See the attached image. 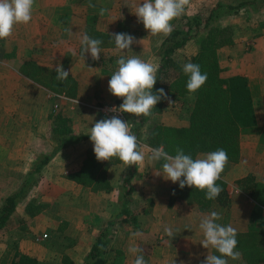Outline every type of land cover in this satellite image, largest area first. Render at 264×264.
I'll return each instance as SVG.
<instances>
[{
	"label": "crops",
	"instance_id": "0c3cea01",
	"mask_svg": "<svg viewBox=\"0 0 264 264\" xmlns=\"http://www.w3.org/2000/svg\"><path fill=\"white\" fill-rule=\"evenodd\" d=\"M90 3L95 7H89ZM140 3L142 0H36L32 20L16 25L11 37L0 40V206L24 184L41 158L49 156L0 230V264H12L17 248L37 256L39 264H80L104 222L113 218L103 264H134L136 255H143L146 264H202L207 255H219L201 244L204 237L199 222L212 211L222 214L218 223L231 224L238 233L240 259H229L228 264H264V258L251 259L247 253V248H264V202L237 183L253 173L257 194L264 192L263 62L247 54L240 69L222 70L226 77L247 76L257 118L256 124L239 127L238 155L228 157L221 176L230 203L215 199L203 208L179 192L170 204L172 187L179 183L163 177V161L149 163L146 159L131 179L130 213H122L131 166L118 158L100 162L95 157L87 134L96 121L106 118L98 106L121 99L108 91L121 54L109 34L133 35L138 43L126 55L139 56L157 68L160 63L158 51L165 36L151 35L138 22L134 12ZM101 8L108 9L103 16L99 15ZM85 33L103 41L99 60H93L90 53L82 55L80 41ZM58 65L69 71L67 80L56 79ZM55 93L93 105L61 99ZM170 98L173 103L159 102L151 117H136L137 132L147 146L146 157L149 149L160 146L174 155L163 142H152L155 125L189 123L183 108L186 97ZM56 102L59 110L54 111ZM58 114L69 120L64 143L54 133ZM211 151H199L194 158ZM165 227L173 229L174 238L165 235ZM133 245L143 249L142 253H130Z\"/></svg>",
	"mask_w": 264,
	"mask_h": 264
},
{
	"label": "clouds",
	"instance_id": "9594fccd",
	"mask_svg": "<svg viewBox=\"0 0 264 264\" xmlns=\"http://www.w3.org/2000/svg\"><path fill=\"white\" fill-rule=\"evenodd\" d=\"M36 0H0V40H6L13 35L16 25L28 24L32 20ZM190 0H142L135 5L138 22H142L151 35L169 36L174 31L172 21L182 16ZM89 7H95L89 4ZM108 12L101 8L99 15ZM71 34V32H69ZM115 47L121 53L116 60L118 68L110 76L108 91L117 98H123V103L117 108L113 106L107 111L114 113L111 118H103L89 128L88 136L93 143V151L97 161H110L118 158L126 167L138 166L145 160L149 163L163 161L162 175L172 183L196 188L205 192V198L215 200L222 188L217 184L228 164V154L224 149L207 152L201 157L193 158L185 154L183 148L177 147L176 154L170 155L163 146L151 148L146 157V145L142 144L133 133L129 122L122 120L118 113H128L136 117H151L155 106L164 99L169 105L173 103L164 89L153 92L157 82V66L146 62L139 56H127L132 51L131 46L138 43L137 39L127 33L109 34ZM81 53L85 57L90 53L93 60H99L102 40L90 37L87 33L81 38ZM56 79L67 80L69 71L62 65L55 69ZM183 72L189 77L187 90L190 94L197 92L207 81V73H202L200 66L194 63L183 65ZM222 214L212 211L203 216L199 222V229L203 233L201 242L205 249L211 247L219 255L209 254L202 264H228L229 259H240L236 251L238 240L237 230L231 225L218 223ZM164 233L174 238L175 233L171 227H165ZM136 235V234H133ZM132 254L142 253L143 249L133 245L128 250ZM134 264H146L143 255H136Z\"/></svg>",
	"mask_w": 264,
	"mask_h": 264
},
{
	"label": "trees",
	"instance_id": "16d2710c",
	"mask_svg": "<svg viewBox=\"0 0 264 264\" xmlns=\"http://www.w3.org/2000/svg\"><path fill=\"white\" fill-rule=\"evenodd\" d=\"M256 0H241L237 4H223L218 2L207 16L203 19L201 14L187 15V28L174 25V31L163 40L158 51L160 63L156 74L157 82L153 92L164 89L168 96L173 99L186 97L184 111L189 119L185 126H159L155 125L151 132V140L156 145L160 142L165 144L168 151L176 154L177 147L183 148L185 154L193 158L199 151H215L224 149L228 157H235L239 151V127L256 124L257 118L254 109L251 87L245 74L237 73L228 77L222 75L223 66L220 62L218 48L233 41L232 34L227 26L216 27L212 23L216 15H225L227 12L217 11L218 8L227 6L233 12H240L242 7L255 4ZM208 29L204 37L199 41L195 53H189L186 45L195 37V31ZM194 63L200 66L202 73H207L206 83L195 93L190 94L187 90L189 77L183 72V65ZM37 67H40L37 65ZM40 81L46 78L36 76ZM62 82V81H60ZM164 99H161V103ZM68 118L58 114V120L54 126V133L66 141L70 132L67 126ZM139 124L136 121V129ZM158 132V133H157ZM164 133V138H163ZM162 138V139H161ZM195 159V158H194ZM49 160V156L42 157L35 169L28 173L24 184L17 190L5 197L0 206V230L6 227L11 214L16 209L18 202L26 195L28 186L31 185L35 171L38 173L43 165ZM137 166H131L125 190L126 203L122 207V213H130L128 202L134 190L131 179ZM239 185L254 196L259 202H264V192L257 194L258 182L253 173L237 180ZM217 184L222 188L218 198L221 204L230 203V195L227 183L220 179ZM264 190V187L263 189ZM185 195L189 200L197 201L203 208L209 207L211 201L205 198V192L179 184L172 187L170 204L176 199L178 193ZM115 224V218L104 222L100 233L96 237L86 259L80 264H103L105 262L103 252ZM251 259L264 258V248H247ZM12 264H39L37 256L17 248Z\"/></svg>",
	"mask_w": 264,
	"mask_h": 264
},
{
	"label": "rangeland",
	"instance_id": "374dc122",
	"mask_svg": "<svg viewBox=\"0 0 264 264\" xmlns=\"http://www.w3.org/2000/svg\"><path fill=\"white\" fill-rule=\"evenodd\" d=\"M220 1L223 4H237L241 0H190V4L186 6L184 14L173 20L172 24L187 28V15L201 14L204 19L209 11L217 6ZM220 10L227 13L225 15H216L212 23L216 27L227 26L226 28L227 30L229 29L233 38L231 43L218 48L223 69L227 71L240 69L242 58L247 54L256 61H261V64L262 62L264 63V0H256L255 4H248L242 7L238 13L233 12L227 6L220 7L217 11ZM207 30L199 29L195 31V37L189 40L186 45V50L189 53L192 54L197 51L199 41L204 37ZM30 71L32 70L30 69ZM56 85L58 84L56 83ZM1 253L2 251H0Z\"/></svg>",
	"mask_w": 264,
	"mask_h": 264
},
{
	"label": "built area",
	"instance_id": "2783aa9c",
	"mask_svg": "<svg viewBox=\"0 0 264 264\" xmlns=\"http://www.w3.org/2000/svg\"><path fill=\"white\" fill-rule=\"evenodd\" d=\"M55 95L58 96L61 99H71V100H73V102H79V103H83L85 105H91V106L93 105V104H89L87 102H84L81 99H77V98H74V97H69L68 95H66L64 93H55ZM122 103H123V98L107 102V103L102 104V105H100L98 107L103 112V114H104V116L106 118H111V116L114 115V113H111V112L107 111V109H110L113 106L118 108ZM59 105H60L59 102H56L54 104V107H53L54 111H56L59 108ZM117 115H119V117L122 120H124L126 122H129V124L132 126L133 133L138 137V139L141 141V143L144 144L145 142L143 141V139L141 138V136L139 135V133L137 132V129H136V116H134L132 114H128V113H118Z\"/></svg>",
	"mask_w": 264,
	"mask_h": 264
}]
</instances>
